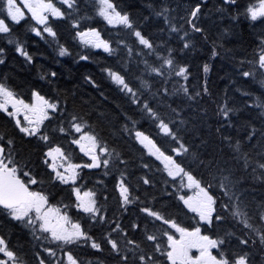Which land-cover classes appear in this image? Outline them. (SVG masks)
I'll use <instances>...</instances> for the list:
<instances>
[{
  "label": "trees",
  "instance_id": "1",
  "mask_svg": "<svg viewBox=\"0 0 264 264\" xmlns=\"http://www.w3.org/2000/svg\"><path fill=\"white\" fill-rule=\"evenodd\" d=\"M257 1L115 0L121 11L130 14L135 28L153 42V48L146 49L133 38L131 30L119 24L106 25L102 18L93 16V0H77L78 12L73 15V19L80 23L81 28L90 26L99 29L102 37L109 41L110 47L115 51L109 54L103 49L82 44L73 39L74 30L68 21H53L59 42L66 44L71 53L61 57L58 55L59 44L56 41L47 34L42 39L30 30L35 21L31 19L23 0H11L21 10L23 18L20 19L8 18L4 7L6 0H0V12L4 14L0 18L6 19V24L0 20V28L10 29L7 33H0V58L3 59V63H0V82L11 86L26 102H31V92L34 88L54 101L60 100L62 107L66 101L64 115H57L54 120L48 122L46 130L53 141H61L67 149L77 152V156L73 158L76 163L80 162L82 154L67 143L68 136L59 135L57 127L61 120H64L67 127V117L71 112L87 114L89 123H96L102 135L127 158V170L132 182L140 183V189H133L135 192L130 194L139 197L141 201L148 198L143 195L145 191L148 196H155L156 199L151 201L156 205L153 210L165 203L166 210L175 214L182 226L189 228L196 224L195 214L174 198L175 189L171 184L168 185L167 191L173 195L163 194L166 173L159 171L161 162L136 144L131 134L122 130L121 125L128 123L131 128V122L124 118V113H127L139 122L138 127L142 128L141 130L151 135L162 151L171 155H175L172 149L179 148L181 144L185 146L189 139L186 130L196 125L200 129L197 135L207 142L209 158L218 163L211 169L199 161L190 165L183 149L176 159L179 163L183 162L185 168L192 167L198 176L213 185L216 214L223 219L214 220L213 228L205 230L211 231L214 236L222 237L224 243L221 247L229 253L233 249L246 248L251 253V264H264V245L260 243V238L230 215L232 206H239L246 210L250 217H256L252 220L255 224L259 222V214L264 212V168L261 167L264 165V116L261 115L264 111V89L253 79H246L241 75L245 69L250 68L248 61L254 59L255 51L261 47L260 41L264 37V18L252 20L244 10L250 2ZM53 2L61 6L59 0ZM197 6L198 11L193 16V10ZM49 19L51 21L52 17L49 16ZM14 20H19V23ZM186 41L193 43L184 48ZM18 45L32 56L31 62L16 51ZM129 47L132 49L131 54ZM214 48L218 52L216 56H212ZM169 49L173 57L171 76L167 68L164 69L163 77L150 75L144 61L153 67H160L162 61L156 54L169 55ZM81 56H87L88 59H80ZM205 64L210 65L207 75L204 73ZM109 66L126 70L133 87L138 90V96L148 99L158 117L170 124L169 134L163 133L157 127L158 120L146 116L138 106L131 103L128 96L116 89L113 82L106 79L107 73L102 69ZM180 66L187 68L189 75L186 80L175 75ZM51 72H54L55 76H51ZM42 74H45L43 79ZM86 76H90L99 87H93L85 79ZM141 81H147V87H144ZM164 88H167V94L162 91ZM184 88L188 89L187 93ZM197 92L200 93L199 96L195 95ZM221 105L225 110L232 109L227 117L217 115ZM97 110L105 115L101 117ZM0 135H3L5 140L13 139L12 147L14 152H18V162H26L47 181L48 172L41 163L43 145L34 137H25L15 127L14 121L1 111ZM226 138L232 143L239 139V149L228 150L224 146ZM197 143H200V140H197ZM118 160L119 158L116 163ZM142 164L148 167L144 168ZM99 171L85 170V175L89 177V186L91 187L93 182L103 180L104 184L112 189V178L98 175ZM19 174L23 179H27L22 172ZM142 174L149 175V179L155 182L154 188H146L138 181L137 178ZM44 188L54 192L56 200L64 197L63 202L68 203L69 194L66 191L62 192L56 185L48 183H45ZM33 190L41 189L33 186ZM106 195L108 193L98 192L100 200ZM148 199L151 200V197ZM55 202L52 201L54 204ZM224 205H228V211L224 209ZM144 206L147 205L127 206L128 210L123 212L121 217V223L126 229H129L133 221L140 224L141 229L144 227L146 214L139 212ZM114 211L116 205L109 199L108 215H112ZM71 214H75L74 210ZM117 215L120 216V213ZM9 229V246L24 254L22 261L17 264H34L31 246L33 243L38 245L39 241L33 240L29 229L9 221L5 212L0 210V232L6 233ZM99 231L102 229L94 226V234ZM229 232L235 235H228ZM40 235L41 233H36V236ZM237 236L247 239L248 245H241ZM136 242L141 248L148 247L141 237H137ZM91 251L84 244L75 249L82 264H98L97 260L100 264H115L107 252L96 257ZM213 253L216 254V250H213Z\"/></svg>",
  "mask_w": 264,
  "mask_h": 264
},
{
  "label": "snow or ice",
  "instance_id": "2",
  "mask_svg": "<svg viewBox=\"0 0 264 264\" xmlns=\"http://www.w3.org/2000/svg\"><path fill=\"white\" fill-rule=\"evenodd\" d=\"M59 4L61 6H57L53 0H31L29 13L35 25L30 30L35 35L43 39L47 34L59 44L53 21H68L74 30V40L95 49H103L105 53L112 54L115 51L110 47L109 41L102 37L99 29L90 26L81 28L80 23L73 19V15L78 12L77 0H59ZM4 7L6 16L12 19L14 9L11 7V0H6ZM197 11L198 6L193 10L192 15L195 16ZM245 12L252 20L264 18V0H258L257 3L250 2ZM3 15L0 12V17ZM92 15L102 18L106 25L124 26L131 30L133 38L139 41V45L146 49L153 48V42L135 28L130 14L121 11L115 0H93ZM49 16L52 17L51 21ZM0 20L6 24L5 18ZM14 22L19 23V20ZM9 31V27L0 28V33ZM16 51L29 62L32 61V56L21 45L17 46ZM128 51L131 54V47ZM70 54L67 48L59 45V56ZM156 55L162 61L160 67H153L144 61L149 74L163 77L164 69L167 68L171 76L173 65L171 49L169 55L160 53ZM80 59L87 60L88 57L81 56ZM2 62L3 59L0 58V63ZM248 63L250 71L242 72L241 75L246 79H253L256 72L264 68V46L255 51L254 59ZM102 71L107 73L106 79L113 82L119 92L130 98L133 105L138 106L139 110L149 118L158 120L157 127L163 133L167 134L171 131L170 124L158 117L149 100L138 96V90L133 87L125 69L109 66ZM204 71H207L206 67ZM185 73L186 67L180 66L175 75L186 80ZM50 75L55 76V73L51 72ZM44 76L45 74H42L41 79ZM85 79L93 87H99L90 76H86ZM141 84L147 87V81H141ZM162 91L167 94V88ZM101 95L103 96V93ZM66 107V101L62 107L60 100L54 101L42 95L36 88L32 89L31 102H26L11 86L0 82V111L14 120L15 127L25 137H34L43 145L41 163L48 172L47 181L26 162H18L12 147L13 139L5 140L4 136L0 135V210L5 212L9 221L17 222L29 229L33 234V240L39 241L38 245L33 243L31 246L35 258L34 264H53V261L55 264H82V260L75 252L80 244L86 245L96 257L107 252L115 264H251V253L246 248L233 249L229 253L227 249L221 247L224 243L222 237L214 236L211 231L205 230L212 229L214 220L219 221L223 217L216 214V199L177 161L176 157L182 154L181 149L185 150L183 144L179 148L172 149L175 155L162 151L151 135L138 127L139 122L124 113L125 120L131 122V128L128 123H124L121 125L122 130L130 133L136 144L162 164L159 171L166 173L163 194L173 195L172 192L167 191L168 185L171 184L175 189L174 198L195 214L196 224L191 228L182 226L176 215L166 210L165 203H161L157 210H153L156 205L151 201L156 197L148 196L146 191L143 195L151 197V200L147 198L146 201H141L139 197L131 195L130 193L135 192L133 189L136 191L140 189V183L132 182L127 170V158L102 135L96 123H89L87 114L75 112L69 113L67 127L64 120H61L57 127L59 135L68 136L67 143L82 154L79 163L73 162L77 152L67 149L61 141H53L46 130L47 123L54 120L57 115L63 116ZM97 111L101 117L105 115L104 112ZM21 115L23 122L20 119ZM84 158L87 160L85 161ZM117 158H119L118 163H116ZM141 166L148 167L146 164ZM96 169L100 170L98 175L112 178L114 182L112 189H109L103 180L93 182L91 187L89 186V177L85 175V170L92 172ZM21 172L27 179L21 178L18 174ZM137 179L146 188L155 187V182L149 179V175L142 174ZM45 183L56 185L62 192L66 191L69 194L68 203L63 202L64 197L56 200L55 193L44 188ZM33 186L41 190H33ZM183 189L193 191V195L189 196L186 192L181 194ZM98 192H105L108 195L100 200ZM109 199L116 205V211L112 215H108ZM52 201H56L55 204ZM135 204L147 205L139 209L140 213L146 214L143 220L144 227L141 229L140 224L133 221L129 225V230L122 225L121 217L123 212L128 210V205ZM224 207L226 211L229 210L228 205ZM73 210L74 215L71 214ZM117 213H120V216ZM230 215L237 222L243 215L242 224L246 229L251 227L249 219H256L236 205L232 206ZM259 222L264 224V216L259 217ZM94 226L101 228L102 231L94 234ZM37 232L41 235L36 236ZM0 233H2L0 264H17L18 261H22L24 254L9 246L8 237L11 230ZM258 234L261 242H264V233ZM228 235L235 234L229 232ZM137 237L143 238L148 247L141 248L136 242ZM237 239L241 245H248V240L243 236H237ZM44 241L48 243L45 244ZM191 249H197L199 255L193 258L189 254ZM214 249L216 254H213ZM97 262L100 264L99 260Z\"/></svg>",
  "mask_w": 264,
  "mask_h": 264
},
{
  "label": "clouds",
  "instance_id": "3",
  "mask_svg": "<svg viewBox=\"0 0 264 264\" xmlns=\"http://www.w3.org/2000/svg\"><path fill=\"white\" fill-rule=\"evenodd\" d=\"M260 42H261V47L264 46V37L261 38ZM192 43H193L192 41H186L185 44H184V48L190 47ZM59 45H63L65 48H67L69 50V48L67 47L66 44L59 42ZM216 55H218V52L214 48L213 52H212V56H216ZM61 57H63V56H61ZM205 67H206L207 71H204V73H205V75H207L208 72L210 71V65L205 64L204 68ZM248 71H250V68L245 69L243 72H248ZM185 75L186 76L189 75L187 73V68H186ZM257 76H259L258 79H257ZM253 80L262 89H264V68H262L261 71L256 72ZM237 90L239 91V89H237ZM187 91H188V89L184 88V92L187 93ZM205 93H207V89H205ZM195 95L199 96L200 93L197 92ZM190 98L194 99L195 97H190ZM231 111H232V109L225 110L224 106L221 105L219 110H218V112H217V115L221 116V117H227L229 112H231ZM261 115L264 116V111L261 112ZM199 131H200V129H198L196 125H193L190 129L186 130V135L189 137V139L187 140V142L185 144V150L184 151H185L186 156L188 157L190 165L191 164H196V162L199 161L200 163L204 164V166L206 168L211 169V168L215 167L216 163H218V162H214V160L212 158H209L210 154L207 151V142L205 140L201 139L197 135V133ZM197 140H200V143H197ZM240 145H241V141L239 139L235 140V142L232 143L230 141V139L226 138L224 146L228 150L231 151L232 149H239ZM202 157H205V159H201ZM181 165L183 166L185 171H187L189 174L193 175L199 181L201 186H203L206 189V191L216 199V196L214 195V192H213V185L210 182H205L203 177L202 176H198L196 174L195 170L192 167L185 168L183 162H181ZM261 167L264 168V165H261ZM209 175L211 176V171L209 172ZM261 216H264V212H261L259 214V217H261ZM238 220H239V223L242 224L243 220H244V216L241 215L238 218ZM248 222L251 225V227L248 228V229H251L252 232L255 233L260 238V235L258 233H264V224H262L260 222L254 224L252 222V219H249ZM260 243L262 245H264V242H261V238H260Z\"/></svg>",
  "mask_w": 264,
  "mask_h": 264
},
{
  "label": "rangeland",
  "instance_id": "4",
  "mask_svg": "<svg viewBox=\"0 0 264 264\" xmlns=\"http://www.w3.org/2000/svg\"><path fill=\"white\" fill-rule=\"evenodd\" d=\"M258 2V1H257ZM256 2V3H257ZM23 3L25 4V6L29 9L30 8V5H31V0H23ZM11 7L14 9V12H13V18L15 19H20L21 18V10L18 9L14 3L11 2ZM117 25V24H116ZM184 192H186L187 195L191 196L193 195V191H190V190H187V189H184ZM193 258L197 255H199V252L197 249H191L190 250V253H189ZM214 254V253H213Z\"/></svg>",
  "mask_w": 264,
  "mask_h": 264
},
{
  "label": "flooded vegetation",
  "instance_id": "5",
  "mask_svg": "<svg viewBox=\"0 0 264 264\" xmlns=\"http://www.w3.org/2000/svg\"><path fill=\"white\" fill-rule=\"evenodd\" d=\"M9 111H11V107L9 106ZM2 112V111H1ZM4 113V112H3ZM5 114V113H4ZM11 120H13L12 118H10ZM21 121L23 122V116L21 115L20 117ZM14 121V120H13ZM18 129V128H17ZM15 153V156H16V159L18 157V152H14ZM19 174V173H18ZM20 175V174H19ZM22 178V177H21ZM23 179V178H22Z\"/></svg>",
  "mask_w": 264,
  "mask_h": 264
},
{
  "label": "bare ground",
  "instance_id": "6",
  "mask_svg": "<svg viewBox=\"0 0 264 264\" xmlns=\"http://www.w3.org/2000/svg\"><path fill=\"white\" fill-rule=\"evenodd\" d=\"M165 3V2H164ZM247 5V4H246ZM171 6V5H170ZM178 7V6H177ZM195 7V6H194ZM245 10V9H244ZM203 23V22H202ZM260 117V116H259ZM163 134V133H162ZM167 134H169V133H167ZM160 146V145H159ZM166 178V177H165ZM183 194V193H182ZM228 202V201H227ZM225 209V208H224ZM219 214V213H218Z\"/></svg>",
  "mask_w": 264,
  "mask_h": 264
}]
</instances>
